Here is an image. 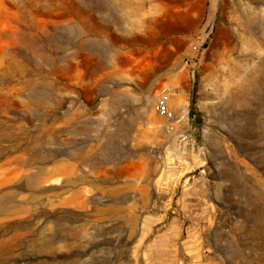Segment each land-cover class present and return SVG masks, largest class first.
I'll return each instance as SVG.
<instances>
[{"label": "rangeland", "instance_id": "374dc122", "mask_svg": "<svg viewBox=\"0 0 264 264\" xmlns=\"http://www.w3.org/2000/svg\"><path fill=\"white\" fill-rule=\"evenodd\" d=\"M215 5L0 0V264H264V0Z\"/></svg>", "mask_w": 264, "mask_h": 264}, {"label": "crops", "instance_id": "0c3cea01", "mask_svg": "<svg viewBox=\"0 0 264 264\" xmlns=\"http://www.w3.org/2000/svg\"><path fill=\"white\" fill-rule=\"evenodd\" d=\"M216 2H218V0H211V9H210V14L212 13V12H214L215 10V8H214V6H216L215 4H216ZM122 3H121V1H120V5H121ZM189 4H191V3H189ZM188 4V5H189ZM183 9L185 10L184 11V18L186 19V20H188V23H187V31H186V33H184V35L185 36H190V35H193V33H195L196 34V31H194V30H196V29H198V31H201L202 29L201 28H205L207 25H208V21H210L211 20V18L213 17V15H208L207 16V18L205 17L204 18V16H202L200 13H198V12H194V11H192V10H189V11H187L186 10V7H183ZM205 19V20H204ZM204 21H207L206 23H204ZM109 35H111V31H109ZM122 35V33L120 32V37H122L121 36ZM129 35V34H128ZM133 36H135V34L134 35H129V37H130V39L129 40H120L119 41V43H125V44H134L135 43V39H134V37ZM203 36L204 35H202L201 34V32L200 33H197L196 34V43L195 44H199V42H200V40H204L203 39ZM182 96L181 94H177L176 96H174L173 97V99H172V101H171V104L172 105H176L177 103H182L183 101H184V99H183V97H178V96ZM178 99H182V102L180 101V100H178Z\"/></svg>", "mask_w": 264, "mask_h": 264}, {"label": "built area", "instance_id": "2783aa9c", "mask_svg": "<svg viewBox=\"0 0 264 264\" xmlns=\"http://www.w3.org/2000/svg\"><path fill=\"white\" fill-rule=\"evenodd\" d=\"M172 96V89L166 88L160 93L156 102V109L158 113L166 118H174V113L170 109L169 102Z\"/></svg>", "mask_w": 264, "mask_h": 264}, {"label": "bare ground", "instance_id": "6f19581e", "mask_svg": "<svg viewBox=\"0 0 264 264\" xmlns=\"http://www.w3.org/2000/svg\"><path fill=\"white\" fill-rule=\"evenodd\" d=\"M259 49L260 50H263L264 51V48H263V44L262 43H259ZM172 95H173V92H172ZM178 97H182V96H178ZM182 102V99H178ZM248 116V119L250 121V124H254L255 123V115L253 114V112L250 113V115H247Z\"/></svg>", "mask_w": 264, "mask_h": 264}, {"label": "trees", "instance_id": "16d2710c", "mask_svg": "<svg viewBox=\"0 0 264 264\" xmlns=\"http://www.w3.org/2000/svg\"><path fill=\"white\" fill-rule=\"evenodd\" d=\"M193 105H194V100L192 99V107H193Z\"/></svg>", "mask_w": 264, "mask_h": 264}]
</instances>
